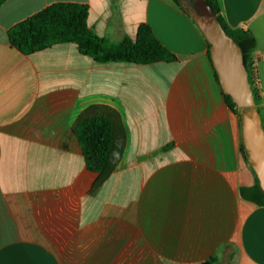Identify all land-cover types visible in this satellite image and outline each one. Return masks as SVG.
Returning <instances> with one entry per match:
<instances>
[{
  "label": "crops",
  "instance_id": "obj_1",
  "mask_svg": "<svg viewBox=\"0 0 264 264\" xmlns=\"http://www.w3.org/2000/svg\"><path fill=\"white\" fill-rule=\"evenodd\" d=\"M58 3L89 7L100 37L149 25L173 62L99 63L74 43L25 55L9 30ZM249 31L264 126V0H217ZM193 19L173 0H5L0 6V264H264V206ZM243 109V108H242ZM119 124L114 169L90 170L87 116Z\"/></svg>",
  "mask_w": 264,
  "mask_h": 264
},
{
  "label": "trees",
  "instance_id": "obj_2",
  "mask_svg": "<svg viewBox=\"0 0 264 264\" xmlns=\"http://www.w3.org/2000/svg\"><path fill=\"white\" fill-rule=\"evenodd\" d=\"M173 1L181 7L179 0ZM4 2L5 0H0V6ZM204 2L240 48L251 83L250 67L253 61L252 53L256 47L253 34L249 31L230 29L220 14L217 0H204ZM88 16L89 7L87 5L54 4L12 27L8 32L9 42L11 46L25 55L33 54L56 44L74 43L81 54L90 56L99 63L123 62L146 65L176 60V56L157 39L149 25L139 26L135 40L125 37L115 42L95 34L88 25ZM209 48L208 54L210 56ZM252 89L255 100L258 101V91L253 87ZM224 97L231 110L238 115L242 125L243 113L241 109L235 105L229 96L224 95ZM76 134L87 167L103 175L110 173L117 164L121 150L119 124L115 117L110 115L87 116L77 124ZM241 147L246 161L249 162L242 139ZM241 195L259 206H264V192L258 181L252 188H243ZM204 264H214V260L211 259Z\"/></svg>",
  "mask_w": 264,
  "mask_h": 264
},
{
  "label": "water",
  "instance_id": "obj_3",
  "mask_svg": "<svg viewBox=\"0 0 264 264\" xmlns=\"http://www.w3.org/2000/svg\"><path fill=\"white\" fill-rule=\"evenodd\" d=\"M180 4L210 46V58L223 94L229 96L238 108L245 109L241 125L243 145L264 192V126L241 50L207 5L210 16L203 19L187 0H180Z\"/></svg>",
  "mask_w": 264,
  "mask_h": 264
},
{
  "label": "rangeland",
  "instance_id": "obj_4",
  "mask_svg": "<svg viewBox=\"0 0 264 264\" xmlns=\"http://www.w3.org/2000/svg\"><path fill=\"white\" fill-rule=\"evenodd\" d=\"M187 2L190 5H194L195 7H198L201 16H203L204 18H209L210 15L206 9V4H205L204 0H187ZM244 111H245V109H241L242 113H244Z\"/></svg>",
  "mask_w": 264,
  "mask_h": 264
},
{
  "label": "built area",
  "instance_id": "obj_5",
  "mask_svg": "<svg viewBox=\"0 0 264 264\" xmlns=\"http://www.w3.org/2000/svg\"><path fill=\"white\" fill-rule=\"evenodd\" d=\"M250 73H251L250 74L251 86L258 91L259 90V75H258L257 67L254 61H252L251 63Z\"/></svg>",
  "mask_w": 264,
  "mask_h": 264
},
{
  "label": "flooded vegetation",
  "instance_id": "obj_6",
  "mask_svg": "<svg viewBox=\"0 0 264 264\" xmlns=\"http://www.w3.org/2000/svg\"><path fill=\"white\" fill-rule=\"evenodd\" d=\"M194 8H195V11L197 12V14L202 17L203 19H207V18H204L203 16H201L200 14V11H199V8L198 7H195L194 5H192Z\"/></svg>",
  "mask_w": 264,
  "mask_h": 264
}]
</instances>
